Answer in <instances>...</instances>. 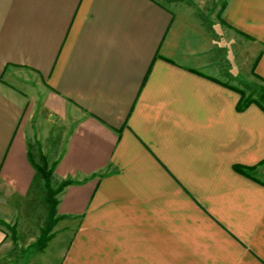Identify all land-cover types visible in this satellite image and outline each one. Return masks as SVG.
<instances>
[{
	"label": "crops",
	"instance_id": "crops-1",
	"mask_svg": "<svg viewBox=\"0 0 264 264\" xmlns=\"http://www.w3.org/2000/svg\"><path fill=\"white\" fill-rule=\"evenodd\" d=\"M258 84L264 0H0V264H264Z\"/></svg>",
	"mask_w": 264,
	"mask_h": 264
},
{
	"label": "trees",
	"instance_id": "trees-1",
	"mask_svg": "<svg viewBox=\"0 0 264 264\" xmlns=\"http://www.w3.org/2000/svg\"><path fill=\"white\" fill-rule=\"evenodd\" d=\"M240 100L237 105L238 111H243L248 108L251 104L258 105L264 111V93L261 94L260 99L254 98L252 96L246 95L245 93L240 92ZM36 171L40 175L45 189V202L48 208L47 219L45 221L44 227L41 229L40 236L36 242V250L42 251L45 249L47 242L50 240L52 230L55 227L58 217L56 216V208L58 201L56 196L58 193L67 185L71 184L70 181L62 182L58 187L53 188L51 186V175L52 171L48 167L46 158L42 155L40 157V164H33ZM236 170L247 174L248 169L242 170V168L236 167Z\"/></svg>",
	"mask_w": 264,
	"mask_h": 264
},
{
	"label": "rangeland",
	"instance_id": "rangeland-1",
	"mask_svg": "<svg viewBox=\"0 0 264 264\" xmlns=\"http://www.w3.org/2000/svg\"><path fill=\"white\" fill-rule=\"evenodd\" d=\"M247 92L249 96L260 99L261 94L264 93V86L262 84L255 85L253 86V88L252 86H248L246 88V93ZM38 155H39V162L37 163V165L40 164V157L42 156V153H39ZM7 229L9 230V232L11 231L10 227H8Z\"/></svg>",
	"mask_w": 264,
	"mask_h": 264
}]
</instances>
